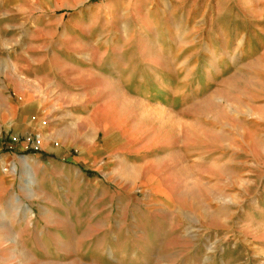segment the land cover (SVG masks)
<instances>
[{
	"label": "rangeland",
	"instance_id": "1",
	"mask_svg": "<svg viewBox=\"0 0 264 264\" xmlns=\"http://www.w3.org/2000/svg\"><path fill=\"white\" fill-rule=\"evenodd\" d=\"M62 1L0 0V159L8 154L1 170L17 185L27 179L22 167L13 172L20 142L25 154L44 149L63 166L46 214L57 228L44 236L58 244L46 245L41 264H264V60L237 61L227 84L199 87L194 78L183 84L160 54L159 69L144 67L145 84L125 87L126 100L112 87L111 101L43 102L31 112L32 131L16 135L5 116L17 104L5 77L14 56L54 52L65 39L90 35L97 47L128 52L135 82L137 39L152 40L155 22L132 15L136 0ZM145 10L155 13V2ZM183 91L191 102L178 96ZM81 104L96 108L97 119L78 123L72 113L84 112L74 109ZM105 121H128L151 148L131 151L125 137L97 128ZM89 146L92 161L76 162ZM27 247L29 253L15 254L20 247L6 242L0 264H37Z\"/></svg>",
	"mask_w": 264,
	"mask_h": 264
},
{
	"label": "crops",
	"instance_id": "2",
	"mask_svg": "<svg viewBox=\"0 0 264 264\" xmlns=\"http://www.w3.org/2000/svg\"><path fill=\"white\" fill-rule=\"evenodd\" d=\"M150 1L155 2V13L145 10L149 0H136L132 9V15L141 21L149 19L155 22V31L147 35L152 40L145 42V36H139L130 59L136 63L135 82L131 81L133 73L128 76V52L118 51L112 46L97 47L90 40V35L81 40L65 39L54 52L32 49L14 56L9 62V73L5 76L6 86L17 103L11 104L5 113L6 119L11 121V132L16 135L31 132V112L38 111L43 102L111 101L109 92L112 87L119 90L121 100H126L125 87L145 84L143 69L145 66L147 70L159 69L160 54L167 55L169 68L181 73L183 84L193 83L189 80L194 78V84L199 87L211 83L217 84V87L227 84L234 79L237 61L246 60L250 66L264 60V0ZM79 2L64 0L61 5L73 6ZM95 11L90 10L84 21H91ZM79 17L73 15L72 18L78 21ZM9 26L3 27L6 29ZM145 31L150 30H142ZM205 55L204 64L199 66L200 59ZM206 95L204 92L194 98L201 101ZM178 96L184 104L193 99L186 91ZM216 98H219L218 94ZM74 109L84 111L72 113L78 117V123L82 120L88 122L91 117L97 119L96 108L88 104H81ZM169 109L172 110L171 107ZM96 126L104 133L125 137L129 149L138 154L151 148V145L140 144L142 136L133 131L128 121L120 125L105 121L99 126L96 123ZM13 148L17 154L22 155L20 161L13 163V172L17 173L18 167H22L27 179L24 180L25 186L24 183L17 185L1 170L8 154L0 159V247L9 242L10 245L20 247L15 254L18 251L27 254V246H31L35 262L41 264L48 252L46 245L58 244L56 236L52 241H47L44 236L48 229L57 228L56 223L46 214L47 204L56 193L54 183L59 180L63 166L54 158L47 157V150L44 149L42 152L25 154V142L14 144ZM91 148L89 146L75 156L76 162L92 161V153L89 152ZM7 256L11 262L15 255Z\"/></svg>",
	"mask_w": 264,
	"mask_h": 264
}]
</instances>
